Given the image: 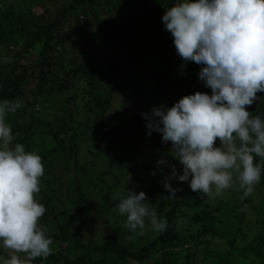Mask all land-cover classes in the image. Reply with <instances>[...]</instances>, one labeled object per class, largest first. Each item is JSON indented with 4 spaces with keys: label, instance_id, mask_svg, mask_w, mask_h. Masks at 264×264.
Segmentation results:
<instances>
[{
    "label": "trees",
    "instance_id": "1",
    "mask_svg": "<svg viewBox=\"0 0 264 264\" xmlns=\"http://www.w3.org/2000/svg\"><path fill=\"white\" fill-rule=\"evenodd\" d=\"M103 1L107 8H103L101 0H51L55 4L52 10L46 7L37 13L33 4L39 3V0H0V100L19 99L23 102V107L6 117V122L12 127L13 144L22 143L26 151H35L41 142L44 148L36 152L42 158L44 175L41 181L47 186V191L51 192L50 196L45 195L46 198L49 197V201L57 199L58 196L61 201L64 185L56 188L55 183L60 184L59 176L48 175L56 165H62L71 158L75 159L74 180L77 185L74 189L67 185L65 189L68 194L76 191L70 202L73 207L67 210L71 212L75 209L78 214H83V204L89 202L81 193V182L77 175V151L81 137L101 136V143L104 144L109 138L120 134L121 130L110 124L112 118L109 116V108L115 102L114 92L128 85L126 83L141 60L153 65L156 59L164 60L166 56L163 52L171 50L173 53L168 63L175 65L179 74L185 65L176 53L172 34L166 30L161 19L165 10L173 6L176 0H116L113 3L110 0ZM135 2L145 17L138 13L125 14L128 9L138 12L133 8ZM73 21L84 24L90 21L88 24L100 26L99 36H96L94 43L87 46V51L72 49L70 46L69 28ZM106 45L117 47L125 61L113 63L94 55L93 49ZM5 57L9 58L8 62H5ZM186 64L193 66L197 73L189 75L186 81L200 82L198 72L203 65L193 61ZM162 74L164 72L161 69L141 79L161 81L163 88L167 90V81L160 80ZM119 78L125 81H119ZM100 79L102 82L98 84ZM180 89L181 85L175 86L176 91ZM161 90H156L152 95L163 93L162 98L167 105V101L173 97ZM65 91L74 93L54 112L51 105H56V101L52 98ZM246 107L254 116L260 115L264 118L263 103L254 101ZM45 108L49 109L46 111ZM59 112L62 114L59 115ZM85 113L94 116V119L84 121L81 116ZM139 121L145 125L148 122L143 116ZM103 126H109L110 131H103ZM154 134L160 135L156 131ZM47 137L52 141L49 145L44 142ZM36 139L41 141L37 143ZM171 150L172 145L169 142L161 147L160 152L171 165L180 166L179 161L172 157ZM255 160L261 162L259 157H255ZM65 168L68 170V166ZM129 168L134 171L133 166ZM134 182L137 183L128 184L129 191L137 194L144 192L146 201L149 195L157 197L156 211L168 223L165 231L157 232L152 240L135 248L123 243V235H112L103 243L86 245L80 240L83 222L79 220L75 230L71 231L62 226L58 234H48L52 241L57 242V249L46 259H34V263L145 264L151 259V250L156 248L161 252L160 260L150 264H181V259L185 264H193L189 259H194L197 255V248L202 245L208 247L210 241L220 239L223 231L226 233L219 217L220 201L215 204L202 193L193 192L188 182L176 179L173 188L179 191L175 193L173 200L165 198L170 195L167 189L158 191L152 185H145V181H139L136 175ZM255 191L256 196L264 194V172ZM254 197L249 195L241 203L234 205L235 215L244 223L228 238L230 247L226 254L219 250L210 252L209 255L215 256L213 258L218 259L219 264H231L234 253L230 248H235L238 255L252 252L249 248L253 238L250 237L256 233L258 241L264 243V226L259 221V215L255 213L247 219L248 210H252V214L257 212L256 206H251V198ZM261 205H264V200ZM53 207L54 205L51 211L54 210ZM184 223L188 225L185 229L182 228ZM193 227H196V234H183V231L190 232ZM257 228L259 232L256 231ZM187 243H193L189 249H185ZM79 248H82V252L78 251ZM261 249L262 247L258 251L262 254ZM184 251L187 253L181 258L180 254ZM0 255L6 258L9 256L1 248Z\"/></svg>",
    "mask_w": 264,
    "mask_h": 264
},
{
    "label": "clouds",
    "instance_id": "2",
    "mask_svg": "<svg viewBox=\"0 0 264 264\" xmlns=\"http://www.w3.org/2000/svg\"><path fill=\"white\" fill-rule=\"evenodd\" d=\"M161 19L177 55L185 64L203 65L198 78L211 89V95L195 92L170 108L161 105L141 113L148 135L156 131L162 143L171 141L172 157L182 165L183 174L177 176L172 167L166 177L170 195L165 198L173 200L179 191L171 186L172 177L211 200L234 183L248 197L264 172V118L246 107L259 99L257 92H264V0H176ZM21 107L19 99L0 100V242L12 250L8 258L0 255V264H32L53 252V241L39 223L45 207L36 199L42 158L22 143L13 144L6 122ZM117 199L119 214L126 216L124 227L131 232L141 234L137 230L145 228L146 220L156 232L167 229V219L149 206L144 192L127 191Z\"/></svg>",
    "mask_w": 264,
    "mask_h": 264
},
{
    "label": "rangeland",
    "instance_id": "3",
    "mask_svg": "<svg viewBox=\"0 0 264 264\" xmlns=\"http://www.w3.org/2000/svg\"><path fill=\"white\" fill-rule=\"evenodd\" d=\"M101 1L103 8H107L104 1ZM110 1L112 3L116 2V0ZM33 5L34 11L37 13L46 7H49L51 10L55 7V4L52 3L51 0H39V3ZM133 8L138 12H131V10L128 9L125 14L134 15L138 13L139 16H146L142 11L138 10L136 2L133 4ZM88 22L90 21L86 22L87 25L83 22H71L72 25L69 28V35L70 46L72 49L87 51V46L94 43L96 36H99L98 30L100 26H96V24L92 23L88 24ZM100 33H103V31ZM93 52L96 57L98 56L100 59L110 60L113 63L125 61L124 56L118 53L119 49L113 45H106L100 47V49H93ZM163 53L164 56H166L165 58L163 57L164 60L162 58L156 59L153 65H148L147 62L144 63L143 60H141L138 67L132 72L131 78L126 83L128 85L120 87L114 92L115 102L109 108V116L112 118L110 124L119 128V130H121L120 134L114 135L112 139L109 138L104 144L101 143V136L88 135L81 137L79 140V148L77 151V166L79 170L77 175L81 182V193L83 197L89 201L86 203L84 202L83 204L85 205L83 207V214H78L75 209L71 212L67 210V208L70 209L73 207V204L70 202L71 198L76 195L75 190L72 194H68L67 189H65L67 187L69 188V185L74 189L77 185L74 180L76 176L74 158H71L70 161L68 160V162L66 161V163H63L62 165H56L53 167V172L48 175L49 177H52L53 175L59 176L60 184H57L56 182V188L64 185V195L61 197V201L59 196L57 199L49 201V197L46 198L45 195L50 196L51 192L47 191V186L41 181V190L36 194V199L45 207V213L40 218L39 223L47 229L46 235L58 234L61 231L60 229L62 226L67 227V229H70L71 231L75 230L79 220H81L83 222V231L80 240L86 245L103 243L107 237L112 235H123V243L135 248L144 244L143 242H148L155 237L157 232L152 229L151 224L148 223L147 220L145 228L143 230H137V232L141 234L133 233L124 227L126 216L119 214L117 197L127 195V191L130 190L128 187L129 183H137L134 182L135 175L138 177L139 181H145V185H152V187L161 191L166 190L164 182L166 177L170 175L172 167H175L177 176L183 174V171L181 165H171L160 152L161 147L171 141L162 143V134L160 133V135L156 136L154 131H152L149 136V129L146 128L144 122L142 123L139 121L142 116L141 113H151L153 107H159L161 105L170 108L182 97L194 94L195 92H202L211 95V89L205 86L203 81L195 83H189L186 81L189 75L197 74L193 66L185 64L181 69L183 71L179 74L178 68L175 65L168 63L173 52L168 50ZM161 69L164 74H162L160 80L163 82L167 81L169 87L167 90L163 88L161 81H154L150 78L146 80L141 79L142 77L151 74V72L156 73ZM119 81L125 80L119 78ZM101 82L100 79L98 84ZM176 85H181L180 91L175 90ZM159 89H163L169 97H173L167 101V105L164 104L165 102L162 98L164 95L163 93L157 94V96L152 95L153 92L156 93V90ZM73 93L74 92L69 93V91L59 92L58 96L53 97L52 99L56 101V105H51L54 112H56L60 106L62 107L66 99ZM256 95L259 97V99L256 100L257 103L261 102L264 105V92H257ZM69 107H72V105ZM36 109H38V107ZM48 109L49 108H45L46 111ZM58 114L61 115L62 113L59 112ZM81 118H83L84 121H87L92 118L94 119V116L85 113ZM98 126H100V123H98ZM102 130L109 132L110 127L103 126ZM36 141L39 143L41 140L36 139ZM44 142L48 145L52 143L48 137L45 138ZM214 146H220L219 138H217ZM41 148L44 147L40 142L38 147L35 148V151L40 150ZM161 158L167 161L166 165H158L157 161ZM66 166H68V170H65ZM129 166L134 167L133 172ZM161 168L163 171H161ZM176 179V177H172L170 180L172 187L175 185ZM241 190L242 189L239 188L238 183H234L232 187L225 190L222 195L216 197L215 200H211V202L213 201L212 203L215 204L217 201H220L221 203L219 217L222 220L221 225L226 230V233L223 231L220 235V239L210 241L208 247L202 245L197 248V255H195L194 259H189L193 264H219L218 259L213 258L215 256L209 255L210 252L213 250L214 252L219 250L224 252V254H226L225 252H228L230 247L228 238H230L235 233L234 231H237L239 226L244 223L238 215H235L234 209V205L241 203L243 199H245ZM58 193L60 194L61 192L58 190ZM256 193L257 191H254L251 194L252 196H255L254 198H251V206H256L257 212L252 214V210H248L247 219H249V215H255L256 213L259 215V221L262 226H264V205H261V202L264 200V194L262 196H256ZM147 202L151 203L149 205L150 207H156L157 197L149 195ZM53 205L54 210L51 211ZM157 214L158 216H161L158 211ZM254 218L255 216L252 219ZM187 226V223L182 224L183 229ZM258 230L259 228L256 229V231ZM183 234H196V227H193L192 230L187 233L183 231ZM257 235L258 233L250 237L253 238V240H250L251 245L249 248L252 252L238 255L235 248H230L234 253L231 259V264H264V243L258 241ZM192 244L187 243L185 249H189V246H192ZM55 246H57V242L53 241V244L51 245L53 252L57 249ZM261 247L262 254L258 251ZM0 248L3 249L6 254H10L12 251L4 248L2 242H0ZM78 251L82 252V248H79ZM160 253L161 252L158 249L153 248L151 250V259L149 262H145V264L153 263L154 261H157V259L160 260ZM186 253V251L181 253V258H183ZM257 253L261 255H257ZM21 257H23V254H21ZM180 262L181 264H185L183 259H181ZM32 264H35L34 261ZM36 264H42V262Z\"/></svg>",
    "mask_w": 264,
    "mask_h": 264
}]
</instances>
